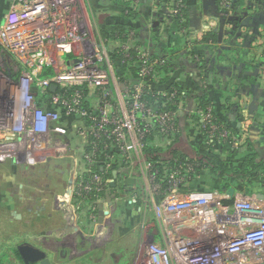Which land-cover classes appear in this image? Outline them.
I'll list each match as a JSON object with an SVG mask.
<instances>
[{
  "label": "built area",
  "instance_id": "1",
  "mask_svg": "<svg viewBox=\"0 0 264 264\" xmlns=\"http://www.w3.org/2000/svg\"><path fill=\"white\" fill-rule=\"evenodd\" d=\"M182 2L167 0L159 15L169 23L175 18L185 23ZM231 6V0H217L218 16ZM101 25L85 0L10 1L0 23V166L33 168L50 158H68L75 174L82 175H75L66 193L70 202L74 192L84 201L113 184L108 172L117 167L119 156L127 164L131 153L144 163L146 200L158 223L156 241L145 246L136 264H264V192L258 193L261 198L235 191L229 197L228 190L180 192L176 173L169 177V191L156 183L142 155L147 133L142 123L155 122L167 135L174 129V114L156 115L141 98L142 79L154 64L148 52L139 51L141 81L132 85L116 76ZM214 26L205 19V29ZM114 43L119 48V41ZM121 46L128 58L132 45ZM195 114L201 129L218 130L211 125V107ZM248 128L245 121L244 133ZM70 133L80 140L71 149ZM209 138L212 142V134ZM219 138L231 148L241 142L223 129ZM173 213H187L193 226L177 230L169 222Z\"/></svg>",
  "mask_w": 264,
  "mask_h": 264
},
{
  "label": "crops",
  "instance_id": "2",
  "mask_svg": "<svg viewBox=\"0 0 264 264\" xmlns=\"http://www.w3.org/2000/svg\"><path fill=\"white\" fill-rule=\"evenodd\" d=\"M10 1L0 0V23ZM85 1L100 23L125 22L123 15L126 9L120 0ZM231 1V9L220 17L212 6L205 9L203 0H188V20L183 28L166 22L159 15L167 0H139L131 7L140 13L132 24L142 44L173 52L177 61L170 81L195 97L193 82L201 80L208 92L213 114L240 137L239 149L234 148L236 153L232 156V164L237 169L252 154L250 148L258 160L264 159V0ZM205 19L215 22L211 30L204 28ZM210 34L215 36V41H204ZM199 61L202 67L198 65ZM155 88L163 91L165 86ZM239 101H242V107ZM195 109L196 104L191 99L182 103L179 111L181 132L178 146L190 157H194L192 146L206 148L198 138L201 119L199 114H195ZM245 121L249 123L248 133L243 130ZM7 168L12 172L9 165ZM201 177L219 182L208 172ZM233 186L236 192H264L255 173L250 178H237ZM213 187L221 188L219 185ZM103 233L99 231L100 238L104 237Z\"/></svg>",
  "mask_w": 264,
  "mask_h": 264
},
{
  "label": "rangeland",
  "instance_id": "3",
  "mask_svg": "<svg viewBox=\"0 0 264 264\" xmlns=\"http://www.w3.org/2000/svg\"><path fill=\"white\" fill-rule=\"evenodd\" d=\"M124 42L135 45L128 39ZM121 43L123 42H119L117 48L114 42L109 41L105 46L107 53L113 54L114 49L121 51ZM151 110L156 115L161 114L153 108ZM178 110H181V104H178ZM146 119L148 120L147 117ZM144 124L149 125L147 122ZM70 134L71 149L72 145L75 146L80 140L78 137L73 138V133ZM145 137L146 134L142 140L143 149ZM142 155L144 156V153ZM126 157L128 159L126 166H120L123 160L119 156L117 168L108 172L112 173L113 177L106 176V179H111L114 188L107 186L99 189L98 191L102 193L96 192L99 195L96 194L97 198L91 202L81 201L75 197V192L72 193L70 202L71 195L66 192L70 189L71 179L75 175L78 178L82 175L79 171L75 174L71 170L73 164L70 159L54 158L63 162H56L55 167L51 165L50 168L53 170H43L47 163L35 166L41 170L37 177H22L19 175L20 172L14 177L7 164L0 166V264H23L18 253V247L21 245L38 246L36 239L41 238L59 242L66 235H71L73 233L71 229H66L64 233V226L59 222L64 214L58 208L65 209L68 221H74V212L77 211L80 231L82 235L88 237L87 239H92L93 245L90 240L82 242L75 237V241L82 244L74 248L80 254L72 258H69L70 249L67 247H55L54 250L40 247L52 264H136L145 246L152 240L156 241L157 236L153 235V231H158V223L152 206L146 200L144 163L142 160L138 161L137 156L135 158L131 153ZM135 159L138 162L131 165ZM65 167L68 169L60 172ZM59 178L62 182H57ZM203 180L205 182L202 187L206 190L215 188L213 187L215 185L221 186L216 180L210 178ZM72 182L75 183L73 180ZM47 184L49 189L46 191L44 186ZM65 195L67 199L61 202L60 197ZM54 199L60 206H57V209H53ZM25 212L28 215L24 214ZM30 212H34L35 216H30ZM169 218V222L177 226H174L177 230L193 226L187 213H173ZM100 230L104 232L105 238L107 236L106 239L100 238ZM63 250L66 253L61 258L59 253Z\"/></svg>",
  "mask_w": 264,
  "mask_h": 264
},
{
  "label": "trees",
  "instance_id": "4",
  "mask_svg": "<svg viewBox=\"0 0 264 264\" xmlns=\"http://www.w3.org/2000/svg\"><path fill=\"white\" fill-rule=\"evenodd\" d=\"M121 5L125 6L124 20L121 23H103L101 25V35L103 39L115 42H124L126 39L139 40L129 51V57L124 56L123 51H118V49L113 50V54L110 55L111 61L114 64V69L116 76L121 80H125L132 85L137 84L141 81L139 77V67L141 61L139 60V51L148 52L149 63H154L149 75L142 79L145 85L143 89V94L141 95L142 100L146 101L150 108L155 109V111L161 114H174V129L170 131L167 135L159 133V126L155 122H150L146 127L147 133L145 137V144L143 153L148 162L152 165V173L155 174V181L161 187L162 191H169L173 186L169 179L172 173H176L175 176L181 179V183L178 185V190L180 192H187L191 190H206L202 187L205 182L201 177L204 172L214 176L219 183L221 188H209L217 190L218 192H223L228 189L234 188L233 183L237 178H250L254 173L259 178V183L264 190V159H257V155L253 152L254 150L250 148V153L239 168H235L232 164V156L236 153V149L225 145L219 138V130L229 131L236 135V133L230 130L220 119L212 113L211 125H215L218 130L211 133V128L207 126L205 129L199 128V137L203 143H205L206 148H200L198 146H192V152L194 157H190L185 154L184 151H180V129H179V110L178 104L188 102V100H193L196 104V109L198 111L205 112L208 107H210V100L208 98V92L205 89L204 83L201 80L194 81L193 86L195 89V97L189 91H186L179 87L175 82L170 81L172 74L176 67V58L173 56L171 50H165L163 48H148L145 44H142L140 35L138 31L133 27L132 21L138 17L140 14L138 11L134 10L131 6L134 5V0H120ZM184 7L181 9L183 14L181 21L175 18L172 22L178 28H183L187 24V3L188 0H183ZM92 11V10H91ZM93 12V11H92ZM183 19V20H182ZM211 39L215 41V36L211 35L204 38L205 40ZM135 46V47H134ZM145 46V47H144ZM198 65L202 67L201 61ZM170 83L168 85H165ZM155 86H165L163 91H158ZM140 114H138L139 116ZM142 122H140L141 124ZM145 124L142 123V126ZM201 126V124H199ZM212 134V142H210V136ZM208 144H207V143ZM219 142V143H218ZM250 147V145H249ZM224 148V150H220ZM121 167L126 166V163H121ZM117 168V167H116ZM112 178V173L109 174ZM117 178V176H116ZM113 189V185H108ZM249 193V191H245ZM79 199V198H78ZM94 199L92 195H89L84 201L91 202ZM20 259V258H19Z\"/></svg>",
  "mask_w": 264,
  "mask_h": 264
},
{
  "label": "flooded vegetation",
  "instance_id": "5",
  "mask_svg": "<svg viewBox=\"0 0 264 264\" xmlns=\"http://www.w3.org/2000/svg\"><path fill=\"white\" fill-rule=\"evenodd\" d=\"M60 160H64V159H68V158H59ZM57 159H49L45 164V166L43 167V170H53L51 167V165H53V167H55V165L57 164L56 162H63V161H56ZM57 167V166H56ZM15 167L12 166L11 169H12V173L14 175V177L16 176V173L17 172H20L19 175L22 176V177H37V174L39 175L41 173V170L37 169V168H30V169H26L24 167H16V169H14ZM66 169H68L67 167L64 168V170H60V172H65ZM73 170V169H71ZM60 179V178H59ZM57 180V182H62L61 179L60 180ZM72 180L74 181V177L71 179V185L73 184ZM48 183L50 181H47ZM48 184L44 187H46V191L49 189L48 187ZM69 187V185H68ZM94 198H97L95 197L94 195H92ZM58 205H54L53 206V209H57ZM77 211L75 210L74 212V221H68L67 218H66V212H63L64 216L60 217L61 221L59 220V222L61 223V226H64V233H65V230L66 229H71L73 231V233L71 235H66L61 241H57L55 242L54 240H50L48 239L47 241L44 240V239H36L37 242H38V246L36 247H43L45 250H54L55 247H67V249H70V254H69V258H72L74 256H77L80 254V252H76L74 248H76L78 246V242L75 241V237H77L78 239H80L82 242H87L89 241L90 239H87L88 237H85L84 235H82L81 231H80V228H79V225H78V222H77V215H76ZM26 215H28L26 212L24 213ZM52 214V213H51ZM30 216H35L34 212L29 214ZM55 242V243H54ZM92 245V239L89 241ZM82 243H80L79 245H81ZM92 247H95V246H92ZM65 253L66 251H60L59 255L61 258H63L65 256ZM19 258L20 260L22 261L23 264H25L23 262V260L21 259L20 255H19ZM46 258H48L46 256ZM49 260V259H48ZM50 261V260H49ZM50 263L52 264V262L50 261ZM28 264H38V263H28Z\"/></svg>",
  "mask_w": 264,
  "mask_h": 264
},
{
  "label": "water",
  "instance_id": "6",
  "mask_svg": "<svg viewBox=\"0 0 264 264\" xmlns=\"http://www.w3.org/2000/svg\"><path fill=\"white\" fill-rule=\"evenodd\" d=\"M215 1L216 0H203V5L205 6V9H207L206 7L208 6H212L215 10V12L217 11V6L215 5ZM122 87V86H121ZM50 90L53 92L55 90V87L52 86L50 88ZM13 165V163H11ZM16 169V168H14ZM234 190L233 189H228L227 194L229 197L232 196ZM258 197H262L261 194H258ZM54 205H58L56 204V200L54 199ZM59 206V205H58ZM59 210H61L62 212H66L65 209H61L58 208ZM157 232L153 231V235H156ZM18 253L21 257V259L23 260V262L25 264L30 263H38V264H51L50 261L48 260V258H46V255L44 253V251H42L41 248L36 247V246H32V245H21L18 247Z\"/></svg>",
  "mask_w": 264,
  "mask_h": 264
}]
</instances>
